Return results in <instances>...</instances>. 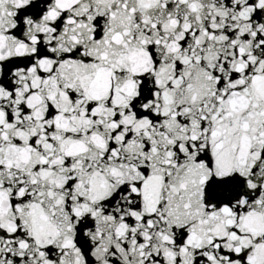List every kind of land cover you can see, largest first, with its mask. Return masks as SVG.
Instances as JSON below:
<instances>
[{
    "label": "snow or ice",
    "instance_id": "snow-or-ice-1",
    "mask_svg": "<svg viewBox=\"0 0 264 264\" xmlns=\"http://www.w3.org/2000/svg\"><path fill=\"white\" fill-rule=\"evenodd\" d=\"M0 264H264V0H0Z\"/></svg>",
    "mask_w": 264,
    "mask_h": 264
}]
</instances>
